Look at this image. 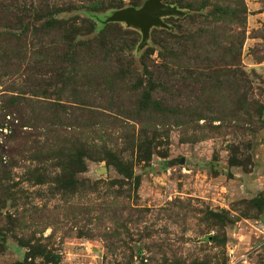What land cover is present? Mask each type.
Wrapping results in <instances>:
<instances>
[{
  "label": "rangeland",
  "instance_id": "374dc122",
  "mask_svg": "<svg viewBox=\"0 0 264 264\" xmlns=\"http://www.w3.org/2000/svg\"><path fill=\"white\" fill-rule=\"evenodd\" d=\"M146 1L0 0V264H264V0Z\"/></svg>",
  "mask_w": 264,
  "mask_h": 264
},
{
  "label": "water",
  "instance_id": "95a60500",
  "mask_svg": "<svg viewBox=\"0 0 264 264\" xmlns=\"http://www.w3.org/2000/svg\"><path fill=\"white\" fill-rule=\"evenodd\" d=\"M184 15V11L164 3L163 0H147L141 8L128 7L115 11L105 23H126L127 26L139 28L142 33V45H144L150 37L152 28H169L164 18Z\"/></svg>",
  "mask_w": 264,
  "mask_h": 264
},
{
  "label": "trees",
  "instance_id": "16d2710c",
  "mask_svg": "<svg viewBox=\"0 0 264 264\" xmlns=\"http://www.w3.org/2000/svg\"><path fill=\"white\" fill-rule=\"evenodd\" d=\"M178 8L181 9L180 7H178ZM181 10H183V9H181ZM101 27H104V28H106V27L107 28L108 27H118V23H108L106 25H103V23H102V24H99L98 26H95V24H94V29L95 30H97L99 28L101 29ZM15 120H16V118H13V120L11 122L14 123ZM3 121L5 122V117H4ZM4 122L2 123V125L0 124V127L4 125ZM1 159H2V156H1L0 160ZM80 164H81V162H80Z\"/></svg>",
  "mask_w": 264,
  "mask_h": 264
}]
</instances>
